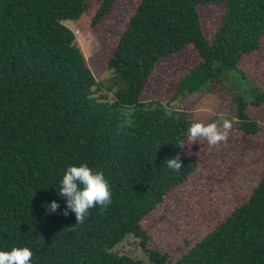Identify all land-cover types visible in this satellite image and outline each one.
Returning <instances> with one entry per match:
<instances>
[{"label":"trees","instance_id":"1","mask_svg":"<svg viewBox=\"0 0 264 264\" xmlns=\"http://www.w3.org/2000/svg\"><path fill=\"white\" fill-rule=\"evenodd\" d=\"M118 1L0 0V246L30 247L33 264H146L114 247L129 234L145 245V219L202 162L196 142L186 138L192 113L169 112L164 102L214 93L232 100L245 137L261 128L249 110L264 102V91L251 81L247 97L226 78L237 72L246 79L241 62L263 48L264 0H141L105 60L112 84L122 85L109 102L64 21L98 31ZM202 6L224 8L212 33L205 32ZM190 47L200 60L162 81L161 95L146 96L165 77L154 82L159 63ZM128 107L134 108L129 120ZM176 156L181 169L174 171L166 160ZM81 163L104 171L112 202L75 225L74 213L63 214L59 181L67 166ZM53 200L59 207L49 213ZM150 258L264 264V174L242 204L176 261L156 249Z\"/></svg>","mask_w":264,"mask_h":264},{"label":"rangeland","instance_id":"2","mask_svg":"<svg viewBox=\"0 0 264 264\" xmlns=\"http://www.w3.org/2000/svg\"><path fill=\"white\" fill-rule=\"evenodd\" d=\"M100 1V0H93ZM141 0H119L114 11L99 26L98 31L84 28L78 23L66 20L64 23L76 34L77 42L84 52L88 64L98 81L104 83L103 93L106 100L113 102L122 85L111 82L112 72L105 65L123 29ZM206 33H212L221 20L224 8L202 6L199 8ZM200 60L194 47L178 55L162 60L153 77L159 79L176 77ZM246 79L237 72L229 73L228 86L234 92L252 95L251 81L256 82L264 91V45L263 48L247 56L240 64ZM157 83L146 96L161 95L166 85ZM154 89L156 91L154 92ZM148 106V105H147ZM163 106L171 112H191L194 120L205 123L215 121L222 125L223 119L232 122V128L226 141L210 146L205 138H199L194 147L202 162L199 168L166 201L158 206L144 221L149 240L145 245L141 238L129 234L118 243L114 250L143 260L146 264H155L150 251L156 249L168 253L176 261L184 251L200 241L208 232L237 206L242 204L258 185L264 174V102L260 106H250V113L260 122V131L245 137L237 129V120L232 100L224 99L214 93L194 92L178 97ZM156 104L150 109H155ZM134 110L128 107L124 111L127 120Z\"/></svg>","mask_w":264,"mask_h":264},{"label":"clouds","instance_id":"3","mask_svg":"<svg viewBox=\"0 0 264 264\" xmlns=\"http://www.w3.org/2000/svg\"><path fill=\"white\" fill-rule=\"evenodd\" d=\"M232 122L223 119L222 125L215 121L205 123L203 121L192 122L187 130L186 138L189 142H197L199 138H205L210 146L218 145L226 141ZM180 140L178 146H183ZM166 165L172 170L181 169L179 156L166 160ZM60 197L66 198V207L62 210L67 216L69 212L74 213L76 224H82L89 215V210L99 206L101 211L105 210L112 202L111 187L102 169L90 167L87 163L69 165L66 167L60 181ZM48 206L53 213L59 207L57 201L53 200ZM75 227V226H74ZM33 251L24 245L3 247L0 246V264H33Z\"/></svg>","mask_w":264,"mask_h":264}]
</instances>
